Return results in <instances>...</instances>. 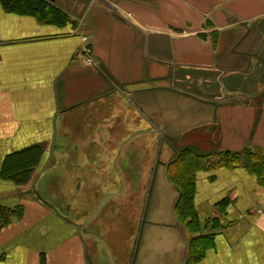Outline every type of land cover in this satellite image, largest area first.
Wrapping results in <instances>:
<instances>
[{"label":"crops","instance_id":"1","mask_svg":"<svg viewBox=\"0 0 264 264\" xmlns=\"http://www.w3.org/2000/svg\"><path fill=\"white\" fill-rule=\"evenodd\" d=\"M47 1L71 21L40 22L0 3V205L23 208L0 230V264H121L110 236L87 229L99 194L86 176L93 152L72 181L51 165H74L66 141H87L90 130L103 146L100 135L134 134L123 127L139 117L168 161L184 147L264 151V0ZM165 164L162 186L171 189ZM18 171L22 179L12 177ZM194 199L198 218L220 228L193 264H264V188L254 175L201 171ZM160 203L153 200L133 264H186L193 235Z\"/></svg>","mask_w":264,"mask_h":264},{"label":"rangeland","instance_id":"2","mask_svg":"<svg viewBox=\"0 0 264 264\" xmlns=\"http://www.w3.org/2000/svg\"><path fill=\"white\" fill-rule=\"evenodd\" d=\"M135 122L133 126L123 127L124 131L132 127L135 133H119L118 140H115L111 134L109 135L112 139L107 134L100 135V138L105 137L102 140L103 146L101 139L94 138L95 135L92 137L90 130L86 135L87 141H66L65 145H68L66 152L74 153V165L73 162H65L68 167L64 171L60 167V158H57L55 164L50 167V171L58 176V179L62 176L61 172H65L71 175L70 181H72L78 164L84 160V152L88 154L93 152L90 158L95 159V164L86 166L88 172L86 176L88 180L93 178L95 190L99 194L96 205L87 206L89 213L87 229L95 230L99 225L98 230L103 235L110 236L112 247L116 249V257L114 252L111 257L121 264L134 263L143 240V226L147 224L145 219L153 208V200L157 197L161 199L158 208L160 213L173 215L172 206L178 195L175 188L168 189L167 185L162 186L165 184L162 174L163 164L168 161L171 152H167L169 149L165 145L161 150V143L155 139V136L143 133L150 130L147 122L140 117L136 118ZM97 145L98 148L103 147V149H98ZM96 168L98 169L96 173H89ZM57 178L54 177L50 182L57 185L59 181ZM110 180L119 186L116 190L114 185L112 188L109 187ZM160 181L161 185H159ZM53 191L57 192V190ZM116 193L117 196H110ZM69 202L78 207L73 194ZM56 204L61 205L57 202ZM111 242L106 240L108 245Z\"/></svg>","mask_w":264,"mask_h":264},{"label":"trees","instance_id":"3","mask_svg":"<svg viewBox=\"0 0 264 264\" xmlns=\"http://www.w3.org/2000/svg\"><path fill=\"white\" fill-rule=\"evenodd\" d=\"M0 3L7 12L32 15L40 22L64 25L71 21L47 0H0ZM22 164L20 163V165ZM234 167H240L254 175L258 183L264 188V151L256 147H246L237 152L217 150L201 153L191 147H184L177 149L166 164V179L178 194L173 212L178 223L186 232L193 235L188 243L186 264H193L204 255L205 251L209 249V244H213V241H210L211 236L208 235L210 234L209 230L220 228L216 218L204 221L198 218L194 204L197 175L201 171H215L219 168ZM23 174V171H18L11 175L14 179H22L18 176ZM224 202L227 203L228 199L225 198ZM224 202H220L222 214H225ZM22 214L23 208L21 206L9 208L0 205V230L13 220L20 219ZM194 234L196 235L194 236Z\"/></svg>","mask_w":264,"mask_h":264},{"label":"built area","instance_id":"4","mask_svg":"<svg viewBox=\"0 0 264 264\" xmlns=\"http://www.w3.org/2000/svg\"><path fill=\"white\" fill-rule=\"evenodd\" d=\"M87 38L85 36H83V40L85 41ZM87 47V46H86ZM88 50V49H87ZM88 64H92V61L90 59L87 60Z\"/></svg>","mask_w":264,"mask_h":264},{"label":"water","instance_id":"5","mask_svg":"<svg viewBox=\"0 0 264 264\" xmlns=\"http://www.w3.org/2000/svg\"><path fill=\"white\" fill-rule=\"evenodd\" d=\"M50 1H54V0H50Z\"/></svg>","mask_w":264,"mask_h":264}]
</instances>
